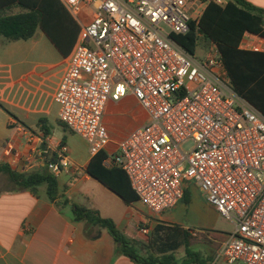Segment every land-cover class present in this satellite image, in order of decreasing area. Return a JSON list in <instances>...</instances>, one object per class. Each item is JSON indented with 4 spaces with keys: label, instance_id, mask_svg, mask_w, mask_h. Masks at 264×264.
I'll list each match as a JSON object with an SVG mask.
<instances>
[{
    "label": "built area",
    "instance_id": "1",
    "mask_svg": "<svg viewBox=\"0 0 264 264\" xmlns=\"http://www.w3.org/2000/svg\"><path fill=\"white\" fill-rule=\"evenodd\" d=\"M58 1L79 27L54 94L59 121L90 155L104 152L102 165L120 168L154 213L176 206L192 182L234 227L218 256L264 264V115L236 93L215 44L198 57L171 38L228 0ZM129 95L147 120L113 142L107 105ZM70 165L66 146L47 162L54 175Z\"/></svg>",
    "mask_w": 264,
    "mask_h": 264
},
{
    "label": "crops",
    "instance_id": "2",
    "mask_svg": "<svg viewBox=\"0 0 264 264\" xmlns=\"http://www.w3.org/2000/svg\"><path fill=\"white\" fill-rule=\"evenodd\" d=\"M243 1L264 9V0ZM17 12L19 8L15 6L7 11ZM31 40L44 47L47 44L46 48L53 52L57 62L26 63L23 55L27 51L26 43ZM50 42L41 29L29 40L8 41L0 37V164L19 173L38 172L47 167L48 161H56L58 148L66 146L71 165L61 170L56 178L58 199L67 200L68 204L58 207L49 201L45 186L35 192L14 190L8 176L0 173V264H112L113 261V264H138L125 258L115 259V243L106 230L87 238L84 224L72 220L73 205L98 211L103 218L111 219L127 238L139 236L141 223L148 224L147 238L159 223L194 229L208 238L214 233L224 235L184 224L183 212L189 202L183 199L172 209L154 213L139 200L126 204L119 195L87 174L93 156L86 141L81 137L55 136L54 123L59 121V106L54 94L70 53L62 56ZM240 48L264 52V39L246 33ZM15 57L18 59L14 63ZM128 109L132 110L133 120L130 130L146 122V112L129 95L118 103L107 105L105 123L111 121L112 114ZM109 130L113 142L126 134ZM230 233L225 234L228 237ZM219 249L216 253L207 252L212 259L210 264H227L218 256Z\"/></svg>",
    "mask_w": 264,
    "mask_h": 264
},
{
    "label": "trees",
    "instance_id": "3",
    "mask_svg": "<svg viewBox=\"0 0 264 264\" xmlns=\"http://www.w3.org/2000/svg\"><path fill=\"white\" fill-rule=\"evenodd\" d=\"M13 6L19 8V12L7 13ZM37 29L45 33L64 57L69 55L79 32L78 25L58 0H0L1 38L29 40ZM246 33L264 39V9L243 0H228L223 7L209 3L197 19L188 23L185 34H172L171 38L190 55H195L198 48L207 50L215 44L236 93L264 115V52L240 48ZM59 124L67 130L60 121ZM105 157L104 152L94 155L87 174L119 195L126 204L137 201L125 173L120 168L102 165ZM0 173L8 176L14 190L35 192L45 186L49 201L58 207L68 204L67 200L58 199L56 175L47 167L38 172L19 173L0 164ZM183 201L189 202L187 190ZM71 215L74 222L84 224L87 238L106 230L115 243V259L125 258L138 264H177L176 252L184 247L182 264H210L212 261L210 256L191 248L194 229L159 223L143 244L127 238L111 219L103 218L94 209L73 205Z\"/></svg>",
    "mask_w": 264,
    "mask_h": 264
},
{
    "label": "rangeland",
    "instance_id": "4",
    "mask_svg": "<svg viewBox=\"0 0 264 264\" xmlns=\"http://www.w3.org/2000/svg\"><path fill=\"white\" fill-rule=\"evenodd\" d=\"M197 5H195L191 10H189V14H194V11L196 10ZM51 43V42H50ZM46 47L47 44H45ZM27 51L23 55L24 60L29 65H41V64H50V63H56V59L53 58L54 54L53 52H50V50L46 47H44L42 44H37L34 41H29L26 43ZM44 48L46 50H44ZM207 50H200L198 48L196 50V55L198 57H202ZM18 57L14 58V63L17 61ZM132 110L128 109V111L121 110L117 113L112 114L111 121L108 122L107 126L111 129L117 130L119 132H125L127 133L130 130V125L133 123L131 113ZM54 129H55V136H64V137H79L76 134H73L68 129L62 128V126L59 124V121L54 123ZM109 128V129H110ZM116 137L118 136L115 134ZM191 147V144H186L185 149H189ZM186 189L188 190L189 194V204L187 205V209L183 212V222L184 224L188 225L189 227L195 226V228L203 227L210 231L215 232H223L224 235L221 234H212L211 238H208L205 234L201 232L194 231L192 235V241L190 242L191 248L201 253L202 255H206L207 252L213 251V253H216L219 249L222 241V239H226V234L232 232L234 227L233 225L227 221L226 219L222 218L219 214H217L215 211L212 210V208L208 205L206 198L202 195V193L198 190V188L192 183L187 182L186 183ZM183 206L185 207L186 204L182 202ZM149 234L148 231V224L147 223H141L139 227V236L129 238L134 241H138L141 243H147V235ZM213 238L217 239L214 240ZM141 249H144L143 247ZM140 249V250H141ZM143 251V250H142ZM185 257L184 248L181 247L176 252V258L178 260L177 264H182L181 260ZM237 264H243L242 262H239Z\"/></svg>",
    "mask_w": 264,
    "mask_h": 264
}]
</instances>
